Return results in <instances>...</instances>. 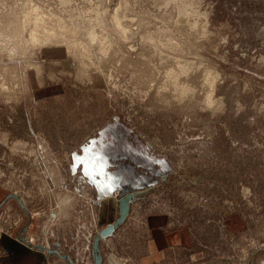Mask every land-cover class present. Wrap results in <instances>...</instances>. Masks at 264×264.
<instances>
[{
    "label": "rangeland",
    "instance_id": "1",
    "mask_svg": "<svg viewBox=\"0 0 264 264\" xmlns=\"http://www.w3.org/2000/svg\"><path fill=\"white\" fill-rule=\"evenodd\" d=\"M111 120L167 162L126 188L188 232L155 264H264V0H0V242L96 263L72 165ZM141 219L121 255L143 252Z\"/></svg>",
    "mask_w": 264,
    "mask_h": 264
},
{
    "label": "crops",
    "instance_id": "2",
    "mask_svg": "<svg viewBox=\"0 0 264 264\" xmlns=\"http://www.w3.org/2000/svg\"><path fill=\"white\" fill-rule=\"evenodd\" d=\"M73 158L75 164L72 168L85 175L84 180L93 191L92 196L99 201L96 207V231L113 222L119 215V201L115 197V189H139L149 186L168 169L167 162H164L126 123L118 120H111L96 136L82 145L81 151L75 152ZM145 190L138 192L140 197L144 196ZM142 203L143 201L139 200L132 203L126 221L115 227L113 233L102 237V264H133L136 259L155 264L159 257L166 258L165 251L170 246L185 243L188 238L185 227H170L168 214L159 208L142 213ZM57 214L54 210L51 216ZM139 216L144 228V250L135 258L134 254L129 252L128 255H121L118 246L122 242L120 239L124 238V233H128L129 226ZM62 242L64 241L61 240ZM0 244L4 249L0 254V264H50L45 250L32 246L27 239H22V236L6 234ZM88 244L90 245V240ZM75 258L78 259L76 256Z\"/></svg>",
    "mask_w": 264,
    "mask_h": 264
},
{
    "label": "water",
    "instance_id": "3",
    "mask_svg": "<svg viewBox=\"0 0 264 264\" xmlns=\"http://www.w3.org/2000/svg\"><path fill=\"white\" fill-rule=\"evenodd\" d=\"M137 194H138L137 191L126 189L122 194L118 196V200H119L118 214L119 215L116 217V219L113 220V222H110L106 224L105 226H102L101 228H99L98 233L94 237L93 252H94V259L96 260L95 264H102L103 262V258H102L103 255L101 252V244H100L102 237L113 233L114 228L125 221L130 211L131 203L134 200L133 198H135ZM39 246L45 248V246H43L42 244ZM49 250H51V248H49ZM72 261L74 262V259H72Z\"/></svg>",
    "mask_w": 264,
    "mask_h": 264
},
{
    "label": "bare ground",
    "instance_id": "4",
    "mask_svg": "<svg viewBox=\"0 0 264 264\" xmlns=\"http://www.w3.org/2000/svg\"><path fill=\"white\" fill-rule=\"evenodd\" d=\"M118 24H119V22H118ZM50 37H51V35H49ZM48 37V36H47ZM54 37V36H53ZM52 38V37H51ZM56 40V39H55ZM58 42V41H57ZM50 43H54L53 41H52V39H47V40H45L44 41V44L46 45V44H50ZM44 46V45H43ZM93 64V63H92Z\"/></svg>",
    "mask_w": 264,
    "mask_h": 264
},
{
    "label": "built area",
    "instance_id": "5",
    "mask_svg": "<svg viewBox=\"0 0 264 264\" xmlns=\"http://www.w3.org/2000/svg\"><path fill=\"white\" fill-rule=\"evenodd\" d=\"M31 215H33V212H32ZM26 239H27V238H26ZM27 240H29L30 242H35V241H36V237L33 236V235H29V238H28Z\"/></svg>",
    "mask_w": 264,
    "mask_h": 264
}]
</instances>
